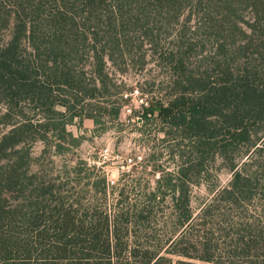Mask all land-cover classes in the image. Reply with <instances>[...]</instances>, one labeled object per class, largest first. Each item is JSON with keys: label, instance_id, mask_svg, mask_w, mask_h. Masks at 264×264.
Masks as SVG:
<instances>
[{"label": "trees", "instance_id": "obj_1", "mask_svg": "<svg viewBox=\"0 0 264 264\" xmlns=\"http://www.w3.org/2000/svg\"><path fill=\"white\" fill-rule=\"evenodd\" d=\"M131 71L174 168H56ZM0 126V264H264V0H0Z\"/></svg>", "mask_w": 264, "mask_h": 264}, {"label": "rangeland", "instance_id": "obj_2", "mask_svg": "<svg viewBox=\"0 0 264 264\" xmlns=\"http://www.w3.org/2000/svg\"><path fill=\"white\" fill-rule=\"evenodd\" d=\"M135 74L131 71L122 76L117 75L118 79L127 84L128 89L121 95V100L118 99L116 114L112 113L114 111L109 105L100 102L99 106H105L106 110L102 108L99 110L100 115L96 122L91 118H83L81 121L74 120L68 126L81 144L70 153L53 157L56 168H59L64 158H70L71 161L85 159L89 164L101 168L110 184L119 185L120 179L122 182L132 178L139 179L140 187L137 186V192L144 187L154 186V180L157 178L154 169L174 168L165 143L160 142L162 134L158 132V122L154 118L148 121L141 119L143 109L150 105L153 95L143 91L139 83L136 84L140 77L137 79ZM5 131L6 128L0 126V136ZM42 147L41 142L34 145L35 157L40 156ZM207 164L209 176L217 174V184L224 185L229 180L230 172L220 165L219 160L215 163L209 161ZM32 169L38 170L39 166L34 164ZM123 173H129V178L124 180ZM206 186L204 183L193 186L194 210L208 197Z\"/></svg>", "mask_w": 264, "mask_h": 264}, {"label": "built area", "instance_id": "obj_3", "mask_svg": "<svg viewBox=\"0 0 264 264\" xmlns=\"http://www.w3.org/2000/svg\"><path fill=\"white\" fill-rule=\"evenodd\" d=\"M140 101L142 102V99Z\"/></svg>", "mask_w": 264, "mask_h": 264}]
</instances>
